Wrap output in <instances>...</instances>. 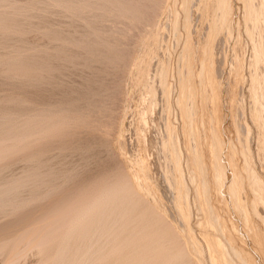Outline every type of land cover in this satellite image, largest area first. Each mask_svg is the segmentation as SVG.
Segmentation results:
<instances>
[{"label":"rangeland","instance_id":"obj_1","mask_svg":"<svg viewBox=\"0 0 264 264\" xmlns=\"http://www.w3.org/2000/svg\"><path fill=\"white\" fill-rule=\"evenodd\" d=\"M230 1L231 4L230 2L229 4L232 9L230 17L232 19H230L229 17V21L226 20L228 22L227 23L226 21L220 22L221 20L219 21V19H217L219 18V11H218L219 8L217 6V3L219 2L218 0L217 2L215 0H188V1L187 0H0V59H1L0 60V96L1 98L5 99L4 100L0 98L1 99L0 105L3 106L2 107L3 110L6 109L8 111V115L5 116L7 117L5 120V117L3 115L6 110H4L3 113V110L0 108V121L4 123L2 124L0 122L1 125L0 129L2 128V130L0 131H2V135L5 132L7 133L9 132V135L13 131L14 133H16L15 136L14 133H12L13 135L11 136L13 138L7 135L9 137L7 138V140L9 139L8 141L4 138L5 141L3 143L4 145L6 144L4 148L7 146V143L10 147H6V149L4 148L0 149V153L3 156L1 157L0 155V162L2 164V166L0 164V168L2 170V172H0L1 174L0 176L3 177L5 175H8L9 173H10L9 175H19L22 174L23 171L28 169H34V170L38 169L39 172L43 173L37 176L38 178H40V180H38L36 176L32 177L33 181L32 182L30 181L32 184L29 183L26 187L24 186L22 187L24 190L22 188L19 190V192L21 193L18 192V195L20 194L21 199H18V201H21L24 197L26 198V199L24 198L25 200L23 199L24 201L22 200V202H20L21 206L18 204L19 203L18 201L16 202L17 205H15V207L20 206V209L16 208L15 210L13 205L11 207L8 206L9 204H6L8 207H10L7 208V206L4 205L6 209L12 211L8 210V212H5L4 210L3 212V209L1 210L3 206L0 207V210L2 211V212L0 211V215H1L0 223L2 224L3 222L5 223L4 219L6 217V213L11 212V215L13 214L12 217L9 216L10 214H7L9 218L7 217L6 221L9 223L11 220L13 222L16 221L17 223H20V226L22 228L23 222H21V219L24 218L25 220L26 218L25 221H27L28 220L27 216L29 215L34 216L33 212L39 210V208L42 205L44 206L46 203L50 204L51 202H54L59 198H60L59 200H63V199L65 200L66 198L68 199L70 198V196L68 195H71L72 198V200H70L71 202H73L76 199L77 201L79 200L80 203L81 198H78L79 197L78 195L85 188H87L85 189V191L86 190L87 191L86 192L84 191L86 195L88 192H90L88 195L92 196L93 193L94 198L93 197L92 198L93 201L95 200V202L98 200L99 196H101L103 193L107 194L108 191L109 192L113 191L114 193L108 192L109 194L107 195L103 194L102 195L103 197L100 198L101 199L105 198V196L106 198L109 196L115 198L116 195V197L117 196L119 197L118 199L122 197V199L125 200V198L123 197L124 195L125 197H127L133 193L134 195L129 196L130 197L129 201H132L134 198L133 201L135 202L134 203L132 202L133 205H131V202L130 203L128 202V198H126L127 200L125 201L123 200L124 202H119L121 204L123 203V206H125L124 203L126 201L129 203V204L126 203V206L128 204V208L125 207L127 208L126 209L127 212L125 211V208L123 210L125 211V214L121 210L122 208L121 204H119L120 206L116 210H121L123 213L122 214L120 213L118 215L117 211L115 212L114 209L117 208L116 205L118 204L117 202L113 203L114 199L112 200V203L115 204L116 207L112 211H110L109 209L108 211L110 212L114 211L115 213L114 214L111 213V215L112 214L115 216L117 215L118 221L115 222L114 219L116 220L117 218L116 217L114 218V216L111 217V215H109L110 213H107V215H109L111 218H109L105 214V216L108 217L107 222L109 221V219L113 220L112 222L110 220L111 223L109 225L111 227H112L111 224L113 223L114 225V222L117 225V226L114 225V228L117 227L114 229L115 230L114 233L120 228L121 230L120 231L118 230L120 232L119 234L122 233L124 237H122L121 235L118 237L119 235L118 231L116 232L118 235H116V233L113 234L112 233L113 227L111 228L112 230H110V228L109 229L107 228L110 227L109 225H107V227L105 226L109 222L104 225L105 227L100 223L104 228L110 230L111 232V233L107 232L108 230L105 231L106 229H104L106 236L104 235V233L100 232L102 233L101 235L102 237L99 235L101 237L100 241L97 240L99 239V237L97 236L100 230L98 225L100 224L93 225L94 223H99L96 222L97 221L96 219H94V217L96 216L94 215L96 209L94 205L98 207L99 205H96V203L97 204L100 203L101 205L102 204L101 202L103 200L107 202L111 200L112 197L111 198L109 197L110 199L107 198L108 200L99 199L100 200V202L98 201L99 203L94 202L93 204L92 198L90 199V196L88 197L87 195V198L90 199L89 203L87 202V198L85 199L86 195L83 196L84 199L86 200L85 202L87 203L86 204L83 201L84 203L83 206L85 207V210H87V213H88V208L92 207V205H93L92 208H95L94 211L92 212L93 214L91 213L92 215L91 214L89 215L93 216L91 218H93L94 223L92 221L91 222L93 223L92 224L93 227L94 226L96 227V228L92 227L91 231L92 232L94 230L96 231V229L98 230L99 228L98 232L95 233L98 234L96 237H94L91 231H89L88 233L89 234L91 233L92 234L91 237L93 236L94 238L93 237L92 238L96 239V241H98L100 244H98L97 242L98 244L97 245L95 242L96 246H98L96 247L94 243L92 244L88 242L89 239L87 242L90 243L92 246L94 245L95 248L91 246L93 248L92 249L93 252L94 249L96 248H99L98 252L102 251L101 252L102 255L96 252L99 254L97 255L98 257L97 256L96 257L101 259V261H99L100 259L97 260L96 262L97 264L98 262L99 264H104L105 260L110 255H111L110 258L107 259V261L111 259V262L106 261L105 264L107 263L108 264L109 263L110 264H160V263L182 264L183 263L182 261L185 259L187 263L189 262V264L191 263L217 264L218 259L221 260L223 255L218 253H217L218 255H216L215 249L213 248L214 246L213 245L211 246L210 245L211 242L206 238L208 237V235L211 236L213 235L215 237L219 236L217 238L218 240L219 238H221V240L224 238L231 240V243L233 245H236V247L241 249L242 260L250 259L251 263L253 262L254 264H264V207H263L264 205L262 204V202H260L255 198L256 195L261 194L263 196L264 194V188H262L263 190H261L262 186L258 187L259 184L264 185L263 184L264 183V152H263L264 138L263 137L264 136H262V134L264 133L263 132L264 127L262 128V126H264L263 123L264 94L263 95L261 94L262 91H264V86L263 87L261 86L262 88L259 87L260 85L264 84V80H263L264 75H262L263 84L260 82L261 76L257 78L258 75H261L262 72H264L262 71L264 70V65H263L264 59L262 60L264 56L263 55L264 53L263 52L264 51V21H263L264 17L263 16L264 15H262L264 14V12H262V10L264 8L261 9L263 4H259L261 6H258L259 0L258 1L250 0L251 1L250 3L252 2L255 3V4L252 3V5H250V7H252L255 13L261 10V12H258L259 15L258 13L252 14L253 10L252 9L250 10V8L247 7L248 0L246 1L230 0ZM244 1L247 2V5H245L246 3ZM261 1L264 3L263 0H260V2ZM214 5L217 8L214 7ZM256 5L257 7L260 8L259 10L256 8ZM212 7L215 9L214 10L215 13ZM246 9L248 10V12L245 11ZM216 11H218V13ZM211 13L212 16H216V14H218V16H216V19L215 17H213V19L210 18ZM249 13L252 14V16L253 15L256 16L255 18H258L259 22L256 25H255L256 21H252L254 16L251 18V15ZM249 15L250 17H248ZM260 16L263 17V20L262 18H260ZM248 19L251 20L252 23ZM212 20L213 22H211ZM245 20L247 21V23L249 22L248 23L249 25L246 23ZM213 23H216L217 25L219 23L218 26H220L219 27L220 31L219 28L217 30L213 29L214 28ZM221 23H224V25L223 24L221 25ZM225 23L229 24L227 26L228 28L224 27L226 26ZM253 23L255 27L254 25H252ZM260 23L261 25H259ZM211 24L212 26H209ZM247 27H249V29ZM210 29L211 31L209 32ZM213 31H214L213 33L214 36L211 35ZM253 39L257 41V46H259V50L257 49L258 47L257 48L255 47L256 44L255 45L253 44L254 43ZM206 47L207 48L209 47L210 51ZM255 50H257L256 52L262 50V52L260 51L262 55H260L259 53L258 55L256 52L255 54L254 53ZM208 52L211 54V56H209L210 54ZM207 53L209 57L207 56ZM187 55L190 56L189 59H187L188 57ZM203 56L205 59H203ZM210 57H212V59ZM254 57L255 58L257 57V59H255ZM235 58H237L236 62H235ZM186 60H189V62L190 61L191 62L189 63ZM202 61L204 64L202 63ZM254 61L256 62L257 66L258 65L260 66L256 67ZM186 63H188L189 68L191 66L190 70H193L191 72L192 75L194 74L193 77L192 75H189L190 73L188 74V72L190 71H188V66ZM252 63H254V65ZM235 64L238 66L236 67ZM203 65L204 66L206 65V68L207 70H209L208 72H210V74L207 71H204L201 77L198 75H201L199 73L201 72L200 68ZM251 65L253 66L251 67ZM2 67H4V69ZM6 67H9L8 69H10L11 71L7 70ZM161 67H163V69ZM254 67L256 68V70L260 69L261 71H256L255 69H253ZM14 69L16 71H14ZM239 70L240 72H238ZM252 70L254 72L256 71L255 74L254 72H251ZM250 72L253 73L255 76L257 75L255 77L252 74L255 81L259 79L258 80L259 82L257 81L258 83H256L251 78ZM158 73L160 74L158 75ZM206 74L208 75L207 79H206ZM213 74H215L216 76ZM188 75L189 77H191V79H193V81L188 77ZM210 76L213 78L211 81H209ZM160 79L161 80L163 79L164 82L161 81ZM206 80L208 83L206 82ZM189 81H191L192 83ZM254 82L257 84L256 88L259 84L257 89L259 92L261 91V93H259V97L257 95L258 94L257 90L254 89L255 86ZM151 83L154 88L153 90L150 88ZM182 83L184 84L182 85ZM186 83L189 86L191 85L192 86L189 87ZM251 83L253 84V91L251 89L252 87ZM147 84L148 86H146ZM144 86L148 87L149 89L146 87L144 88ZM211 89H214L217 94L216 101H213L215 100V98L211 100L209 98L210 97L209 95H211L210 92ZM254 90L255 92H257L256 95L252 93L254 92ZM207 92L208 94L206 95ZM251 95H253L254 97L257 96L256 98L259 99L257 100ZM189 98H192L194 102L193 103L194 106H192V111L188 113L189 115H187L184 114V111H182L184 110L183 109L184 104L182 105L181 103L184 102L185 99L189 100ZM252 99L254 100V102ZM15 101L17 102L15 103ZM176 102H178V104ZM4 104L7 105V108H5L6 106H4ZM260 104L262 105L261 107L263 108V110L260 109L261 108ZM257 106H259V108ZM252 108H254L255 111ZM256 108L261 110V112L260 110H258V114L261 115L252 116L253 112L254 114H257ZM210 109L212 112L210 111ZM213 109H215L214 111H216L215 114L217 113L216 114L217 116L213 113ZM1 111H2V115H1ZM10 111L13 113L15 112L14 114L12 113V115L10 114L11 117L13 116L12 120L8 119V117L10 118L9 116ZM207 111L210 112V115L211 113H213L216 117L219 118V119L215 118L216 123L211 124L212 121L214 122V119L213 120L211 119L214 115L213 116L211 115L212 117L208 116L209 113L208 115H206ZM182 114H184L183 115L184 118ZM139 115L140 117L144 116V119L138 118ZM22 116L23 117L25 116L26 118H23ZM209 122L211 125L215 124L214 126L216 128L218 127L217 128L218 130L217 132L219 134L218 138L221 139V140H217L218 139L217 135L214 134L217 140L216 144L219 143L218 144L219 146L214 145L212 143L213 144L212 148H211L212 146L211 143H209L211 139L209 133H214L215 131V133L217 134V132L216 129L215 130L213 129L214 126H210L212 128H209L208 126ZM7 123L8 125H6ZM11 124L12 125L16 124L15 125L16 127L12 126V132L9 131L10 130L9 128H7V126L9 127V125ZM4 125L6 126V129H8L5 132L3 131L5 129ZM14 128L16 130H14ZM209 129H212L211 132L209 131ZM17 130L18 132H16ZM17 133L19 136L17 135ZM193 133L194 135L192 137L191 134ZM26 135L27 138L25 137ZM14 137H17V140ZM13 139H15V141H13ZM167 139H169V141ZM10 140L13 142H11ZM148 144L149 147L147 148L149 149L145 152L143 148L145 147V145L148 146ZM245 144H248L247 148L246 146L241 147V145H245ZM172 145H174L175 147ZM214 146L215 147L217 146L218 147L217 149L220 148L219 153L222 152L220 154L221 155L220 160L222 159L221 162H224L223 164L225 166L223 167V169H222L223 165L221 164L219 158H217L219 156L215 155V154L219 155V153ZM235 148H237L238 152L236 151ZM243 148H246V150L248 151H246L245 149L243 150ZM9 149L11 151H9ZM210 150L211 151L215 150L217 152L215 153V151H213V154L215 153L213 155ZM243 151H246L247 156L249 155L247 159ZM9 153H11V155ZM138 153L139 154L141 153L140 155L143 156L137 155ZM188 153L189 154L191 153V155H189ZM229 153L232 155H230ZM138 156L139 158L141 157L142 161H143L142 157L144 159L147 158L144 161V162L146 161L149 162V163L147 162L145 163L147 164V166H145L147 169L145 167H141L142 161L138 159L140 160V162H138L137 160ZM214 156L216 158H214ZM232 156L234 158H232ZM169 157H173V158L169 159ZM29 159L30 162H28ZM33 159L36 160L34 161ZM212 159L215 163L217 160H219L218 162H220V165H222L219 173L226 168L225 171L223 172L224 175L222 173H220L219 175L218 170L214 168V166L217 167V165H214L215 163L211 161ZM10 163L12 164L10 165ZM138 164L139 166L141 164L140 166L141 168L138 166ZM200 164L202 169L201 167H199ZM36 165L38 166V168H36L37 167ZM142 168L145 172L141 170ZM214 169H215V174L216 172L218 173L217 178L220 177L219 182H221L222 180L221 183L218 182L219 186L217 185V183H216L217 186H215L214 184L216 180L214 179V177L216 176L214 175ZM249 169H251L250 172L253 173V175L254 173H256L255 175L258 174L257 176H259L261 179H257L256 178L257 176H254L255 178H253V175L250 172H247V170L249 171ZM3 173L4 175H2ZM232 174L233 175L235 174L236 176L235 175L233 176ZM239 175L240 176L242 175L243 178L242 176L240 177ZM238 176L240 178V181H238L239 179ZM248 176H250L253 179H250V177ZM41 177H44L43 179L45 180H47V178H50V180L52 181L51 182L49 180V184L51 185V187L48 186L47 184L48 180L47 181L41 180ZM122 177L125 179H123ZM141 177L142 179L140 180L139 178ZM4 178H6V176ZM126 178L128 179L126 180ZM130 179H132V181ZM143 179L146 180L147 182H145ZM151 179L153 181H151ZM232 179H234V181L235 179H237L238 184L240 185L239 186L238 184H236L238 185L237 186L238 190L237 188H233L236 187V185L234 184V181H231ZM241 179L246 181V182L244 181L245 184ZM254 179L257 180V183L256 180L254 182ZM35 180H37L39 186L38 184H35L37 183ZM142 180L143 183H140ZM40 181H42L43 183H41ZM113 181H115V183H113ZM128 181H131V183L130 182L128 183ZM174 181L176 183H174ZM202 181L204 182L206 181V182L204 183ZM259 181H261V183ZM240 182L242 185L240 184ZM117 183L119 184L121 183L120 186ZM127 183L128 185H126ZM255 183L257 185L258 190L260 189V192H258V190L256 191L257 188ZM41 184H45L44 186L42 185L44 188L41 186ZM112 184L114 185L116 184L115 186H119V187H114V185L112 186ZM220 184H223L224 186L223 185L220 186ZM230 184H232L233 186L232 185L229 186ZM33 185L35 186L37 185L36 187H38L39 189L37 190V188H34ZM90 185L92 186L90 187ZM108 185L110 186V189ZM203 185H205L204 188L206 190H204V188L202 189ZM207 185L208 188L206 187ZM29 186H31V188ZM47 186L50 189L49 188L46 189ZM103 187L104 190H102ZM127 187H129L130 189ZM33 188L35 191L31 192ZM51 188H53L55 192ZM178 188L180 190H178ZM254 188L256 192H254ZM127 189H129V191ZM49 190L51 192H48ZM43 191L46 192L44 193ZM118 191H121L120 194H122L124 191L125 194L123 193L124 195L121 196L120 194H118L119 193ZM175 191L176 192L178 191L179 194L176 193ZM202 191L204 192L202 193ZM238 191H239V195L241 194L240 198L238 197L239 196L238 193H236ZM39 192L40 194H38ZM205 192L206 193L208 192L207 194L209 195L205 196L206 194ZM257 192L258 194H255ZM201 193H202V197H201ZM234 194L237 195L236 196L237 198H235ZM73 195H75L74 197L77 196L78 197L74 199ZM26 196L29 198H27ZM241 196L243 199L242 202H241L242 200ZM253 196L254 198L252 199ZM232 198L236 199L234 203L236 205L233 204L234 201ZM27 199L30 200V202ZM180 199L183 200L181 201ZM255 199L260 203H257ZM77 201L74 202V204L70 203L71 205H69V207H66L67 208L66 211L68 209L70 210V206L77 205L78 204ZM90 201L92 205H89V207H87L88 204H90ZM105 201L103 203H105ZM176 201L177 202L181 201V202L177 203ZM255 201L257 204L255 203ZM24 202L25 204H23ZM26 202L27 203L29 202V205ZM108 203L111 202L109 201ZM243 203L244 205L246 204L247 207L246 206L244 207V205H242ZM181 204L182 206H180ZM206 204L207 206H204ZM129 205H131L130 209H129ZM148 205L150 206V208L146 207ZM200 205L203 206V208H201ZM240 205H242L243 208ZM102 206H99L101 207V209L98 208L95 214L103 209ZM208 206H211L210 208L214 216L220 217L219 219L221 221V224L218 226L219 229L217 228L220 231H218L216 227L211 226L209 223L210 221L207 218L208 208H206ZM253 206H255V208H253ZM5 207L3 208L5 209ZM142 207H144L145 209L148 208L152 210L151 211L152 213L150 211H147L146 214L147 213L148 214L145 215L144 211L148 209L143 210ZM151 207L154 208L151 209ZM239 209L241 212L239 211ZM243 209L246 211L244 212ZM69 210L67 211L69 212V215L64 213L66 212L65 208L61 210L63 213L61 211H60L61 213L59 214L56 212L50 213L52 217H50L51 215L47 214L48 217L44 216L45 221H44V217L36 216L35 218L34 216L35 218L34 220L37 219L38 221L39 219L40 220L42 219V221L39 220L38 222L37 221L35 222L29 216V220L31 219L30 222L33 223V226L31 223L32 227L30 226L28 227L29 228L28 235L27 233L24 232L23 234H20L21 235L20 239L23 238L25 235H27L25 237L26 239L27 238L29 239L30 236L31 238L34 236L36 237L35 239L34 237L32 238V241L34 243L38 235L41 233L40 231L42 229H44V231L46 232L48 231L47 227H50L49 229L51 231L54 229H58L61 232H59L58 230L52 231V233L54 234L56 232L57 236L56 235L54 236L52 233L50 234L49 232L51 231H49L48 234L50 236L48 235H47L48 237L45 236V238L47 239L41 238L39 235L38 240L40 239L41 241L43 240L42 241L44 243L43 245H46L48 241L51 242V243H47V246H43L42 242L41 241L38 242L37 240V243H34V246H36V248H34L31 240L29 242L27 241L28 239L27 240L23 239L22 241L25 242L22 243L25 244L27 241L28 243H31V246L30 244H28V246H30V248L31 247L33 248V249L25 248V249H29L26 250L28 251V254L25 252V249L22 247L24 244H22L21 242L18 244V241L20 239L17 238L18 239V241L16 242L17 248L16 251H14L16 252V255L15 253H13L14 256L12 255L11 260L14 257L15 259L9 264L12 263L13 264H50L53 259L52 258L53 254H51V256L49 254L54 253L53 250L56 249L55 247L58 246V244H60L61 240H63V233L65 232L63 230H66L65 226H64L65 228H61V229L55 227L56 223L59 222L60 220L67 221L66 220L67 218H71L70 217L71 212ZM85 210L83 212H86ZM181 210L183 212L187 211L188 215L187 212H185L184 214L183 212L181 213ZM190 210H191L190 213L191 215L189 214ZM256 211H258L259 214L255 213ZM99 212L97 213L98 218L95 217L97 219H99L100 217ZM246 212L247 214H245ZM204 213L206 216L204 215ZM149 214H151V216ZM182 214L184 215L183 217ZM243 214L246 215V218L244 217ZM54 215L56 217L58 216V218H55ZM64 215L66 216V218ZM77 215L79 216V214ZM82 215L84 216L85 219L88 216L84 214ZM248 215H249V220H248ZM119 216H124L123 219L125 218L124 220L126 221H124L123 219L121 220ZM142 216L145 220H143V218L142 219L140 218ZM146 216H148L150 219L148 220L147 219L148 217L146 218ZM53 217L55 219H53ZM60 217L63 219H61ZM151 217H153L156 220H154ZM188 217L189 219H187ZM91 218L88 219L92 220ZM17 220L20 222H18ZM29 220L27 222H29ZM46 220L50 221V223ZM119 220L121 221L119 222ZM141 220L143 222H141ZM155 221L159 222L157 223L159 226L156 225ZM201 221L203 224L201 223ZM16 222L15 225L13 223L14 226L9 223H6V227L4 228L7 229L12 227L18 228L17 225L19 224H17ZM43 222L44 224L46 222H48L49 224L46 223L45 225L47 227L43 226V228H40V226L44 225ZM140 222L143 223V225ZM152 222L154 223V228L151 225L153 224ZM118 223H121V225ZM135 223H138L137 226ZM252 223H254L255 225ZM36 225L39 227V229H37L39 232L36 231V233L38 234L35 236L36 233L34 230L36 229H34V226ZM50 225L52 226V229ZM146 226L148 228H146ZM134 227L137 229H134ZM165 227L168 229H166ZM255 229H257L258 231L260 230L261 232L259 231L258 234V231L256 230L257 231L256 234ZM29 230H31L30 232H32L33 230L34 233L31 234ZM122 230L124 231L121 232ZM108 233L110 234V236L111 234L112 236H116L118 238L117 240H119L118 242L120 243L118 244L116 243L117 242L116 241L114 242L115 244H113L112 241H108V243L111 242V244H108L109 245L108 246L107 243H105L107 242L106 239L108 240L112 239L111 237L107 238ZM205 233H208V235ZM214 233L217 234L215 235ZM253 233H255L256 238L253 235ZM29 234L31 235L29 236ZM165 234L168 235L166 236ZM103 235L105 238H103ZM51 236H54L53 239H51L52 238ZM220 236L222 237L225 236V237L222 238ZM91 237L90 239H92ZM116 237L113 238V241ZM120 237H122V240H125L126 243L125 241L120 240L119 239ZM128 237H130L131 239L129 238L128 240ZM93 239L91 242H93ZM163 239L165 240V242ZM39 243H41L42 245V246L40 245L41 246L40 248L37 247ZM104 243L108 247L107 251L109 248H110L109 250H111L112 247L114 251L115 250L116 251L114 252L112 249L110 255H109V251L108 254H105L107 253L105 252L106 246L105 248L104 247L100 248V245H103ZM176 243L178 244V246H181L182 244L184 246L182 245L181 247L178 246L175 247L177 245ZM117 244L119 247L117 246ZM194 244L199 246H196ZM18 245L20 246V251L21 252L24 251L26 255L24 254V252L20 254ZM113 245L116 246V248H114ZM24 246L26 247L27 244ZM87 246L90 247L89 244H87ZM145 246L147 248H144ZM21 247L23 248L22 249L23 251L21 250ZM209 247H212L214 251L212 249L209 250ZM2 248L3 251H1ZM2 248L0 249V264H5L4 262H6V258H7L6 255L7 253H9L10 249L9 247L6 248L7 250L8 249L9 250L7 253H5V251L7 250H5L4 247ZM148 248L150 249V251L146 252L145 250H147ZM177 248H179V250ZM221 248L223 249L224 253H228L230 250V247L229 249H227L226 245L225 247L223 246ZM224 248L226 249L224 250ZM185 249H187V251ZM17 250L21 256L25 255V257L22 256L23 258H20V260L16 263L15 260H18V257H21L20 255L17 254ZM142 251L146 256L143 255L142 257L141 255ZM179 251L181 252L179 253ZM182 251H184L185 255L183 254ZM38 252H40V255ZM103 252L107 257H103L104 256ZM3 253H5L4 255L6 256V258H4L5 256L3 255ZM180 254L182 256H180ZM213 254H215L216 256L215 255L212 256ZM244 255L246 256L245 258ZM99 256H102L103 258L106 259L102 260V258ZM84 257L85 256L83 257L80 256L81 259H83ZM212 257L216 258V262L213 261ZM97 258L95 259L91 258L93 259V261L92 262L91 260L89 261L92 264L94 260H96ZM85 259H86L85 260L86 263L87 262L89 263L86 257ZM83 261L84 260H81L79 263L82 264Z\"/></svg>","mask_w":264,"mask_h":264},{"label":"bare ground","instance_id":"obj_2","mask_svg":"<svg viewBox=\"0 0 264 264\" xmlns=\"http://www.w3.org/2000/svg\"><path fill=\"white\" fill-rule=\"evenodd\" d=\"M187 1H188V0H187ZM215 1L217 2V0H215ZM218 1H219V2L217 3V6H218L219 10H218V9H217V10L219 11V18H217V19H219V21L221 20L220 22H222V21H226V20L229 21V17H230L231 11H232V9H231V7H230L231 1H230V0H218ZM245 1H246V0H245ZM245 1H244V2H245ZM251 1H252V0H251ZM251 1L248 0V6H247V7L250 8V10L252 9V7H250V5H252V3H254V2L250 3ZM254 1H255V0H254ZM257 1H258V0H257ZM263 1H264V0H263ZM212 2H213V1H212ZM229 2H230V4H229ZM258 2H259V3H258V6H261V5H259V4H263V5H264V3H263L262 1L260 2V0H259ZM245 3H246V4H245ZM245 3H244V4L247 5V2H245ZM256 3H257V2H256ZM156 4H157V3H156ZM254 4H255V3H254ZM254 4H253V5H254ZM183 5H184V4H183ZM245 5H244V7H245ZM263 5H262L261 9L264 8ZM152 6H153V5H152ZM254 6H255V5H254ZM214 7H216V6L214 5ZM247 7H246V8H247ZM183 8H184V7H183ZM212 8H213V7H212ZM216 8H217V7H216ZM249 8H248V9H249ZM254 8H255V7H254ZM256 8H257L258 10L260 9L259 7H257V5H256ZM202 9H203V8H202ZM257 9H256V10H257ZM214 10H215V9L213 8V11H214ZM252 10H253V9H252ZM213 11H212V12H213ZM218 11H216V12L218 13ZM245 11L248 12L247 9H246ZM12 12H13V11H12ZM167 12H168V11H167ZM183 12H184V11H183ZM258 12H261V10L258 11ZM258 12L255 13L254 10H253V11H252V14H254V13L257 14ZM262 12H264V9L262 10ZM159 13H160V11H159ZM214 13H215V11H214ZM250 13H251V12H250ZM250 13H249V14H250ZM252 14H250V15H251V18L254 16V15L252 16ZM11 15H12V14H11ZM213 15H214V14H213ZM250 15H249L248 17H250ZM258 15H259V13H258ZM262 15H264V14H262ZM211 16H212V13H211ZM211 16H210V18L213 19V17H215V19H216V16H218V14H216V16H212V17H211ZM184 17H186V16H184ZM255 17H256V16H254V18L252 19V21H256V23H255V25H256L259 21H258V18H255ZM263 17H264V16H263ZM263 17L260 16V18H262V20H263ZM5 18H6V17H5ZM245 18H246V17H245ZM1 19H3V18H1ZM8 19H9V18H8ZM187 19H188V17H187ZM230 19H232V18L230 17ZM256 19H257V20H256ZM248 20H249V19H248ZM262 20H261V23H262ZM12 21H13V20H12ZM150 21H151V20H150ZM227 21H226V22H227ZM245 21H246V20H245ZM249 21L251 22V20H249ZM263 21H264V20H263ZM211 22H213V20H212ZM217 22H218V21H217ZM227 23H228V22H227ZM227 23H225L226 26H224V27H227V26L230 24V22H229V24H227ZM246 23H247V21H246ZM248 23H249V22H248ZM248 23H247V24H248ZM251 23H252V22H251ZM261 23H260L259 25H261ZM209 24H210V22H209ZM213 24H214V25H213V27H214L213 29H216V30H217V29L220 27V26H218L219 23H218V25H217L216 23H213ZM222 24L224 25V23H221V25H222ZM248 25H249V24H248ZM252 25H254V23H253ZM255 25H254V27H255ZM27 26H28V25H27ZM209 26H212V24L209 25ZM229 27H230V26H229ZM252 27H253V26H252ZM221 28H222V27H221ZM227 28H228V27H227ZM247 28L249 29V27H247ZM223 30H224V29H223ZM262 30H263V29H262ZM210 31H211V29L209 30V32H210ZM214 31H215V30H214ZM214 31H213L212 34H211L212 36H214V35H213ZM219 31H220V28H219ZM215 33H216V32H215ZM217 33H218V31H217ZM187 35H188V34H187ZM227 35H228V34H227ZM254 36H255V35H254ZM258 36H259V35H258ZM158 38H159V37H158ZM252 38H253V37H252ZM254 39H255V37H254ZM254 39H253V40H254ZM257 39H258V38H257ZM261 39H262V38H261ZM255 42H256V43H255ZM258 42H259V41H258ZM207 43H208V42H207ZM210 43H211V42H210ZM260 43H261V42H260ZM260 43H259V45H260ZM238 44H239V42H238ZM253 44H254V45L256 44L255 47H256V48L258 47L257 49L259 50V46H257V41L254 40V43H253ZM204 45H205V44H204ZM254 45H253V46H254ZM261 45H262V44H261ZM187 46H188V45H187ZM205 46H206V45H205ZM207 46H208V45H207ZM138 47H139V46H138ZM203 47H204V46H203ZM239 47H240V46H239ZM19 48H20V47H19ZM135 48H136V47H135ZM187 48H188V47H187ZM206 48H207V47H206ZM152 49H153V48H152ZM207 49H209V47H208ZM213 49H214V47H213ZM207 51H208V50H207ZM209 51H210V49H209ZM213 51H214V50H213ZM256 51H257V50H255L254 53H255ZM260 51L262 52V50H260ZM260 51H258V52H256V53H257V54L259 53L260 55H262V53H261ZM18 52H19V51H18ZM211 52H212V51H211ZM263 52H264V51H263ZM19 53H20V52H19ZM208 53H209V52H208ZM208 53H207V56H208ZM234 53H235V52H234ZM256 53H255V54H256ZM24 54H25V53H24ZM209 54H210V53H209ZM255 54H254V55H255ZM259 54H258V55H259ZM144 55H145V54H144ZM189 55H190V54H189ZM204 55H205V54H204ZM235 55H236V54H235ZM254 55H253V56H254ZM263 55H264V53H263ZM187 56H188V55H187ZM207 56H206V57H207ZM209 56H211V54H210ZM209 56H208V57H209ZM21 57H22V56H21ZM166 57H167V56H166ZM235 57H236V56H235ZM239 57H240V56H239ZM257 57H258V56H257ZM257 57H256V58L254 57V58L257 59ZM22 58H23V57H22ZM132 58H133V57H132ZM149 58H150V57H149ZM189 58H190V56L187 57V59H189ZM210 58L212 59V57H210ZM219 58H220V56H219ZM261 58H262V57H261ZM19 59H20V58H19ZM203 59H205L204 56H203ZM236 59H237V58H235V62L237 61ZM259 59H260V58H259ZM263 59H264V56H263L262 60H263ZM0 60H1V59H0ZM9 60H10V59H9ZM124 60H125V59H124ZM147 60H148V59H147ZM133 61H134V60H133ZM160 61H161V60H160ZM186 61L189 62V60H186ZM208 61H209V60H208ZM243 61H244V60H243ZM255 61H256V60H255ZM255 61H254V62H255ZM190 62H191V61H190ZM190 62H189V63H190ZM209 62H210V61H209ZM240 62H241V60H240ZM240 62H239V63H240ZM259 62H260V61H259ZM9 63H10V61H9ZM145 63H146V62H145ZM151 63H152V62H151ZM202 63H203V61H202ZM202 63H201V65H202ZM257 63H258V61H257ZM261 63H262V62H261ZM7 64H8V63H7ZM164 64H165V63H164ZM186 64H187V66H188V63H186ZM203 64H204V63H203ZM206 64H207V63H206ZM237 64H238V63H237ZM252 64L254 65V63H252ZM255 64H256V62H255ZM1 65H2V64H1ZM189 65H190V64H189ZM235 65H236V64H235ZM253 65H251V67H252ZM261 65H262V64H261ZM263 65H264V60H263ZM263 65H262V66H263ZM211 66H212V65H211ZM237 66H238V65H236V67H237ZM249 66H250V65H249ZM255 66H256V67H259L260 65L257 66V64H256ZM209 67H210V65H209ZM2 68L4 69V67H2ZM6 68H7V70L11 71L10 69H8L9 67H6ZM161 68L163 69V67H161ZM190 68H191V66H190ZM190 68H189V66H188V71H190V72H188V74L190 73L189 75H192L191 72H192L193 70H190ZM29 69H30V68H29ZM162 69H161V70H162ZM242 69H243V68H242ZM250 69H251V68H250ZM253 69L256 70L255 67H254ZM161 70H160V71H161ZM200 70H201V72H200ZM200 70H199V72H200L199 74H201V75H198V76H201V77H202V75H203L202 73H203L204 71H207V72L209 71V70H207L206 65H205V66L203 65V66L200 68ZM237 70H238V69H237ZM237 70H236V71H237ZM240 70H241V69H240ZM240 70H239L238 72H240ZM9 71H8V72H9ZM14 71H16V70L14 69ZM167 71H168V70H167ZM212 71H213V70H212ZM256 71H261V70L258 69V70H256ZM256 71H255V72H256ZM262 71H264V70H262ZM1 72H2V71H1ZM3 72H4V70H3ZM3 72H2V73H3ZM12 72H13V71H12ZM139 72H140V71H139ZM251 72H254V71L252 70ZM251 72H250V73H251ZM255 72H254V74H255ZM6 73H7V72H6ZM143 73H144V72H143ZM156 73H157V72H156ZM166 73H167V72H166ZM208 73L210 74V72H208ZM214 73H216V72H214ZM235 73H236V72H235ZM258 73H259V72H258ZM8 74H9V73H8ZM15 74H16V73H15ZM159 74H160V73H158V75H159ZM161 74H162V73H161ZM252 74H253V73H251L250 75H251V78L254 80V78H253V75H254V74H253V75H252ZM260 74H261V73H260ZM1 75H2V74H1ZM6 75H7V74H6ZM25 75H26V74H25ZM31 75H32V74H31ZM189 75H188V77H189ZM193 75H194V74H193ZM193 75H192V77H193ZM213 75H215V74H213ZM230 75H231V74H230ZM232 75H233V74H232ZM237 75H238V74H237ZM262 75H264V72H262L261 75H258V76L256 75L257 78L261 76V81H260L261 83H262V81L264 80V79L262 80V78L264 77V76L262 77ZM7 76H8V75H7ZM13 76H14V75H13ZM17 76H18V75H17ZM156 76H157V75H156ZM207 76H208V75L206 74V79H207ZM215 76H216V75H215ZM254 76H255V75H254ZM256 76H255V77H256ZM10 77H12V76H10ZM21 77H22V76H21ZM25 77H26V76H25ZM142 77H143V75H142ZM157 77H158V76H157ZM161 77H163V76H161ZM188 77H187V78H188ZM217 77H218V76H217ZM237 77H238V76H237ZM237 77H236V78H237ZM239 77H240V76H239ZM13 78H14V77H13ZM33 78H34V77H33ZM189 78L191 79V77H189ZM198 78H199V77H198ZM165 79H166V78H165ZM212 79H213V78L210 76V77H209V81H211ZM252 79H251V81H252ZM160 80H161V79H160ZM187 80H189V79H187ZM187 80H186V81H187ZM191 80L193 81V79H191ZM202 80H203V78H202ZM256 80H257V79H256ZM258 80H259V79H258ZM258 80H257V81H258ZM8 81H9V80H8ZM41 81H42V80H41ZM161 81H163V79H162ZM240 81H241V80H240ZM254 81H255V80H254ZM257 81H255V82L258 83L259 81H258V82H257ZM163 82H164V81H163ZM189 82H191V81H189ZM202 82H203V81H202ZM206 82H207V80H206ZM255 82H254V84H255L254 89L257 90L259 84H258V86H257V88H256V85H257V84H256ZM145 83H146V82H145ZM187 83H188V82H187ZM187 83H186V84H187ZM191 83H192V82H191ZM191 83H189V84H191ZM203 83H204V82H203ZM207 83H208V82H207ZM252 83H253V82H252ZM252 83H251V84H252ZM261 83H260V84H261ZM148 84H149V81H148ZM148 84H147L146 86H148ZM163 84H164V83H163ZM163 84H162V85H163ZM165 84H166V83H165ZM183 84H184V83H182V85H183ZM262 84H263V83H262ZM1 85H2V84H1ZM187 85H188V84H187ZM187 85H186V87H187ZM207 85H209V84H207ZM146 86H144V88H145ZM151 86H152V83H151V85H150V88L153 90L154 88H153V86H152V87H151ZM163 86H164V85H163ZM188 86H189V85H188ZM191 86H192V85H191ZM191 86H189V87H191ZM261 86L263 87L264 84H263V85H260L259 87H261ZM2 87H3V86H2ZM184 87H185V86H184ZM189 87H188V89H189ZM204 87H205V86H204ZM262 87H261V88H262ZM146 88H148V87H146ZM210 88H211V85H210ZM218 88H219V87H218ZM218 88H217V89H218ZM148 89H149V88H148ZM186 89H187V88H186ZM200 89H201V88H200ZM251 89H252V91H253V84H252ZM146 90H147V89H146ZM164 90H165V89H164ZM164 90H163V91H164ZM206 90H207V89H206ZM218 90H219V89H218ZM3 91H4V90H3ZM147 91H148V90H147ZM150 91H151V90H150ZM185 91H186V90H185ZM185 91H184V92H185ZM152 92H153V91H152ZM184 92H183V93H184ZM210 92H211V95H209V96H210V97H209L210 100L215 98V100H213V101H216V95H217V94H216L215 90H214V89H211ZM257 92H258V94H257ZM257 92H255V90H254V92H252V93H254L255 95L257 94L258 97H259V93H261V91L259 92V91L257 90ZM263 92H264V91H262V93H261L262 95L264 94ZM1 93H2V92H1ZM181 93H182V92H181ZM181 93H180V94H181ZM185 93H186V92H185ZM17 94H18V93H17ZM147 94H148V93H147ZM149 94H150V93H149ZM186 94H187V93H186ZM186 94H185V95H186ZM202 94H203V93H202ZM207 94H208V92L206 93V95H207ZM254 94H253V95H254ZM187 95H188V94H187ZM195 95H196V94H195ZM253 95H251V96H253ZM255 95H254V96H255ZM11 96H12V95H11ZM11 96H10V97H11ZM180 96H182V95H180ZM254 96H253V97H254ZM13 97H14V96H13ZM177 97H178V96H177ZM184 97H185V96H184ZM184 97H183V99H184ZM187 97H188V96H187ZM187 97H186V98H187ZM206 97H207V96H206ZM256 97H257V96H256ZM256 97H254V98L258 100L259 98H256ZM262 97H263V96H262ZM0 98H1V96H0ZM8 98H9V97H8ZM8 98H7V99H8ZM14 98H15V97H14ZM179 98H180V97H179ZM209 98H208V99H209ZM1 99H4V98H1ZM1 99H0V100H1ZM164 99H165V98H164ZM4 100H5V99H4ZM4 100H3V101H4ZM8 100H9V99H8ZM8 100H6V101H8ZM18 100H19V99H18ZM191 100H192V98H189V100H186V99H185L184 102L181 103L182 105L184 104V106H183V107H184V108H183L184 110H182V111H184V114L189 115L188 113L192 111V106H194V105H193L194 102H193V100H192V101H191ZM252 100H253V99H252ZM12 101H13V100H12ZM153 101H154V100H153ZM180 101H181V100H180ZM182 101H183V100H182ZM185 101H186V102H185ZM263 101H264V99H263ZM1 102H2V101H1ZM16 102H17V101H15V103H16ZM253 102H254V100H253ZM7 103H8V102H7ZM7 103H6V104H7ZM176 103L178 104V102H176ZM257 103H258V102H257ZM257 103H256V104H257ZM0 104H1V103H0ZM12 104H13V103H12ZM149 104H150V102H149ZM181 104H180V105H181ZM256 104H255V105H256ZM16 105H17V104H16ZM253 105H254V104H253ZM258 105H259V104H258ZM4 106H6L5 108H7V105L4 104ZM9 106H10V105H9ZM20 106H21V105H20ZM23 106H24V105H23ZM148 106H150V105H148ZM148 106H147V107H148ZM208 106H209V105H208ZM261 106H262V105L260 104V107H261ZM2 107H3V106L0 105V108H1V109H2ZM12 107H13V106H12ZM18 107H19V106H18ZM199 107H200V106H199ZM253 107H254V106H253ZM257 107L259 108V106H257ZM14 108H15V107H14ZM181 108H182V107H181ZM258 108H256V110H257L256 113H257V114H258V110H260V109L263 110L262 107H261L260 109H258ZM10 109H11V108H10ZM25 109H26V108H25ZM150 109H151V108H150ZM196 109H197V108H196ZM217 109H218V108H217ZM217 109H216V110H217ZM252 109H254V108H252ZM2 110H3V109H2ZM4 110H6V109H4ZM4 110H3V113H4ZM208 110H209V109H208ZM214 110H215V109H213V113L215 114L216 111H214ZM261 110H260V112H261ZM11 111H12V110H11ZM11 111L9 112V116H10V118L8 117L9 120H10V119L12 120V117H13V116L11 117V115H12V113H13V112H11ZM14 111H15V110H14ZM210 111H211V109H210ZM251 111H253V110H251ZM254 111H255V109H254ZM6 112H7V114H6ZM198 112H199V110H198ZM211 112H212V111H211ZM263 112H264V110H263ZM263 112H262V113H263ZM14 113H15V112H14ZM14 113H13V114H14ZM42 113H43V112H42ZM208 113H209V115H208ZM213 113H211L212 116L214 115ZM251 113H252V112H251ZM10 114H11V115H10ZM144 114H145V113H144ZM184 114H182V116H183ZM190 114H191V113H190ZM201 114H202V113H201ZM216 114H217V113H216ZM216 114H215V115H216ZM257 114H254V112H253L252 116H253V115H256V116L261 115V114H258V115H257ZM1 115H2V111H1ZM6 115H8V111H7V110L5 111V113H4L3 116L5 117ZM17 115H18V114H17ZM29 115H31V114H29ZM142 115H143V113H142ZM145 115H146V114H145ZM206 115L212 117V116L210 115V112H209V111H207ZM215 115H214V116H215ZM15 116H16V115H15ZM19 116H20V115H19ZM34 116H35V115H34ZM190 116H191V115H190ZM193 116H194V115H193ZM214 116L211 118L212 120L214 119V122H213L212 120H210V121H212L211 124L216 123V122H215V118H218V117H216L217 115H216L215 117H214ZM1 117H2V116H1ZM22 117H23V116H22ZM186 117H187V116H186ZM235 117H236V116H235ZM254 117H255V116H254ZM260 117H261V116H260ZM6 118H7V117H5V120H6ZM18 118H20V117H18ZM23 118H26V117L24 116ZM138 118H140V119H144V116H141V117H140V115H139ZM145 118H146V117H145ZM147 118H148V117H147ZM183 118H184V116H183ZM207 118H208V117H207ZM257 118H258V117H257ZM257 118H256V120H257ZM8 119H7V120H8ZM132 119H133V118H132ZM134 119H135V118H134ZM202 119H203V117H202ZM218 119H219V118H218ZM254 119H255V118H254ZM160 120H161V119H160ZM165 120H166V119H165ZM192 120H193V119H192ZM216 120H217V119H216ZM17 121H18V120H17ZM147 121H148V120H147ZM168 121H169V120H168ZM185 121H186V119H185ZM197 121H198V120H197ZM202 121H203V120H202ZM205 121H206V120H205ZM217 121H218V120H217ZM263 121H264V120H263ZM0 122H1V121H0ZM7 122H8V121H7ZM11 122H12V121H11ZM11 122H9V123H11ZM124 122H125V121H124ZM189 122H190V121H189ZM1 123H2V122H1ZM5 123H6V121H5ZM14 123H16V122H14ZM23 123H24V122H23ZM27 123H28V122H27ZM263 123H264V122H263ZM2 124H4V123H2ZM164 124H165V123H164ZM188 124H189V123H188ZM211 124H210V122H209V125H208L209 128H212V127H210V126H214V125H215V124H214V125H211ZM6 125H8V123H7ZM15 125H16V124H13V125L11 124V125H9V127L7 126V128H9V129H10L9 131L12 132V126L16 127ZM259 125H261V124H259ZM0 126H1V125H0ZM4 126H5V125H4ZM4 126H3V127H4ZM19 126H20V125H19ZM136 126H137V125H136ZM138 126H139V125H138ZM10 127H11V128H10ZM17 127H18V126H17ZM132 127H133V126H132ZM140 127H141V126H140ZM172 127H173V126H172ZM189 127H190V125H189ZM191 127H192V125H191ZM200 127H201V126H200ZM263 127H264V126H262V128H263ZM4 128L6 129V126H5ZM19 128H20V127H19ZM28 128H29V127H28ZM186 128H187V127H186ZM201 128H202V127H201ZM201 128H200V129H201ZM217 128H218V127H217ZM217 128H216L215 126L213 127L214 130L216 129V132L218 131ZM259 128H260V127H259ZM5 129L3 130L4 132L8 130V129H6V130H5ZM134 129H135V128H134ZM139 129H140V128H139ZM163 129H164V128H163ZM204 129H205V128H204ZM244 129H245V128H244ZM0 130H2V128H1ZM14 130H16V129L14 128ZM168 130H169V129H168ZM171 130H172V129H171ZM171 130H170V131H171ZM186 130H187V129H186ZM189 130H190V129H189ZM193 130H194V129H193ZM201 130H202V129H201ZM211 130H212V129H209L210 132H211ZM22 131H23V130H22ZM27 131H28V130H27ZM42 131H43V130H42ZM142 131H143V129H142ZM144 131H146V130H144ZM194 131H195V130H194ZM0 132H1V134H0L1 136H0V137H2V138H0V149H3L4 146L6 145V144L4 145V143H3V142L5 141L4 138H5L6 140H7V138H9V137L7 136V135H9V132H8V133L5 132V133L3 134L4 136L2 135V131H0ZM16 132H18V130H17ZM137 132H138V131H137ZM192 132H193V131H192ZM212 132H213V131H212ZM263 132H264V129H263ZM12 133H14V131H13ZM12 133L9 135L10 137H12V136H11V135H13ZM24 133H26V132H24ZM167 133H170V132H167ZM204 133H205V132H204ZM219 133H220V132H219ZM15 134H16V133H14V136H15ZM172 134H173V133H172ZM184 134H185V133H184ZM209 134H210L209 136L211 137L209 143H211V145H212L211 148H212V147H213V144H214V145H218L219 143L216 144V141H217V140H221V139L218 138V136H219L218 132H217V134H216L215 131H214V133H209ZM211 134H212V135H211ZM214 134L217 135V138H218L217 140H216V136H215ZM17 135H18V133H17ZM20 135H21V134H20ZM187 135H188V134H187ZM191 135H192V137H193L194 133L191 134ZM6 136H7V137H6ZM18 136H19V135H18ZM30 136H31V134H30ZM34 136H36V135H34ZM141 136H142V134H141ZM204 136H205V135H204ZM262 136H264V133L262 134ZM25 137L27 138V135H26ZM32 137H33V136H32ZM135 137H136V136H135ZM192 137H191V138H192ZM238 137H240V136H238ZM12 138H13V137H12ZM14 138L17 140V137H14ZM18 138H19V137H18ZM23 138H24V137H23ZM187 138H188V137H187ZM194 138H195V137H194ZM263 138H264V137H263ZM10 139H11V138H10ZM15 139H13V141H15ZM139 139H140V138H139ZM8 140H9V139H8ZM8 140H7V141H8ZM20 140H21V139H20ZM20 140H19V141H20ZM167 140L169 141V139H167ZM170 140H171V138H170ZM176 140H177V139H176ZM239 140H240V139H239ZM262 140H263V139H262ZM7 141H6V143H7ZM10 141H11V140H10ZM13 141H11V142H13ZM186 141H187V140H186ZM148 142H149V141H148ZM173 142H174V141H173ZM192 142H193V141H192ZM195 142H196V141H195ZM199 142H200V141H199ZM218 142H219V141H218ZM164 143H165V142H164ZM212 143H213V144H212ZM245 143H246V142H245ZM10 144H11V143H10ZM17 144H18V143H17ZM19 144H20V143H19ZM170 144H171V143H170ZM170 144H169V145H170ZM173 144H175V143H173ZM209 145H210V144H209ZM247 145H248V144L241 145V147H242V146H243V147L246 146V148H247ZM1 146H2V148H1ZM172 146H174V145H172ZM191 146H192V144H191ZM218 146H219V145H218ZM222 146H223V145H222ZM232 146H233V145H232ZM6 147H10V146L8 145V143H7V146H6ZM6 147H5L4 149H6ZM14 147H15V146H14ZM43 147H44V146H43ZM147 147H149V144H148V146L145 145V147L143 148V150H145V152L149 149V148H147ZM169 147H170V146H169ZM174 147H175V146H174ZM200 147H201V146H200ZM209 147H210V146H209ZM214 147H215V146H214ZM12 148H13V147H12ZM19 148H20V147H19ZM39 148H40V147H39ZM138 148H139V147H138ZM160 148H161V146H160ZM162 148H163V147H162ZM170 148H171V147H170ZM192 148H193V147H192ZM217 148H218V147L216 146L215 149H217ZM233 148H234V147H233ZM233 148H232V149H233ZM246 148H243V150H244V149L246 150ZM263 148H264V147H263ZM31 149H32V148H31ZM141 149H142V148H141ZM141 149H140V150H141ZM166 149H167V148H166ZM219 149H220V148H219ZM219 149H217V150H218V153H219V151H220ZM222 149H223V148H222ZM230 149H231V147H230ZM235 149H236V151H237V148H235ZM241 149H242V148H241ZM248 149H249V148H248ZM22 150H24V149H22ZM171 150H172V149H171ZM233 150H234V149H233ZM260 150H261V149H260ZM5 151H6V150H5ZM9 151H11V150L9 149ZM25 151H26V150H25ZM39 151H40V150H39ZM39 151H38V152H39ZM141 151H142V150H141ZM141 151H139V152H141ZM167 151H168V150H167ZM210 151H211V150H210ZM213 151H215V150H213ZM213 151H211L212 154H213ZM221 151H222V150H221ZM246 151H248V150H246ZM246 151H243V152H244V155H246ZM2 152H3V151H2ZM22 152H23V151H22ZM27 152H28V151H27ZM126 152H127V151H126ZM142 152H143V151H142ZM164 152H165V151H164ZM199 152H201V151H199ZM216 152H217V151H215V153H216ZM232 152H233V151H232ZM237 152H238V151H237ZM240 152H241V151H240ZM243 152H242V153H243ZM263 152H264V150H263ZM172 153H174V152H172ZM178 153H179V152H178ZM215 153H214V154H215ZM221 153H222V152H220L219 155H218V154H215L216 156H219V157H217V158H219V160H220V158H221V155H220ZM233 153H234V152H233ZM2 154H3V153H2ZM4 154H5V153H4ZM9 154L11 155V153H9ZM20 154H21V153H20ZM38 154H39V153H38ZM140 154H141V153H140ZM140 154L138 153L137 155H140ZM145 154H146V153H145ZM145 154H144V155H145ZM148 154H149V153H148ZM176 154H177V153H176ZM188 154H189V153H188ZM201 154H202V153H201ZM214 154H213V155H214ZM229 154H230V153H229ZM235 154H236V153H235ZM0 155H1V153H0ZM39 155H40V154H39ZM177 155H178V154H177ZM189 155H191V153H190ZM230 155H232V154H230ZM233 155H234V154H233ZM12 156H13V155H12ZM32 156H33V155H32ZM41 156H42V155H41ZM140 156H143V155H140ZM154 156H155V155H154ZM196 156H197V154H196ZM210 156H211V155H210ZM226 156H227V155H226ZM234 156H235V155H234ZM248 156H249V155H248ZM248 156L246 155V159L248 158ZM250 156H251V154H250ZM1 157H3V156L1 155ZM4 157H5V156H4ZM28 157H30V156H28ZM147 157H148V156H147ZM174 157H175V156H174ZM189 157H190V156H189ZM202 157H203V156H202ZM9 158H10V157H9ZM21 158H22V156H21ZM33 158H34V157H33ZM170 158L172 159L173 157H169V159H170ZM176 158H177V156H176ZM176 158H175V159H176ZM194 158H195V157H194ZM214 158H216V157L214 156ZM232 158H234V157L232 156ZM232 158H231V159H232ZM249 158H250V157H249ZM3 159H4V158H3ZM6 159H7V158H6ZM138 159L141 160V157L139 158V156H138L137 160H138ZM142 159H143V161L141 160V161H142V162H141V163H142V166H141V164H140V166H141V167H145V166H147V164H145L147 161L144 162L145 159H147V158L144 159V158L142 157ZM164 159H165V158H164ZM167 159H168V158H167ZM169 159H168V160H169ZM178 159H180V158H178ZM15 160H17V159H15ZM33 160L35 161L36 159H33ZM140 160H138V162H140ZM173 160H174V159H173ZM214 160H216V159H214ZM219 160H217L216 163L213 161V159L211 160V161H213V163H215L214 165H217V167L214 166V168L218 170V173H219V171H220V169H221V166L223 165V166H222V169H223V167L225 166V165L223 164L224 162H221L222 159L220 160V162H221L222 165H220V162H218ZM232 160H233V159H232ZM235 160H236V159H235ZM235 160H234V161H235ZM251 160H252V159H251ZM12 161H13V160H12ZM20 161H21V160H20ZM23 161H25V160H23ZM26 161H27V160H26ZM120 161H121V160H120ZM190 161H191V160H190ZM4 162H5V161H4ZM28 162H30V159L28 160ZM28 162H27V163H28ZM44 162H45V161H44ZM159 162H160V161H159ZM163 162H164V161H163ZM179 162H180V161H179ZM200 162H201V161H200ZM231 162H232V161H231ZM236 162H237V161H236ZM34 163H35V162H34ZM34 163H33V164H34ZM135 163H136V162H135ZM147 163H149V162H147ZM173 163H174V162H173ZM193 163H194V162H193ZM0 164H1V162H0ZM11 164H12V163H10V165H11ZM14 164H15V163H14ZM144 164H145V165H144ZM168 164H169V163H168ZM181 164H182V163H181ZM196 164H197V163H196ZM24 165H25V162H24ZM44 165H45V164H44ZM133 165H134V164H133ZM143 165H144V166H143ZM171 165H172V164H171ZM171 165H170V166H171ZM174 165H175V164H174ZM191 165H193V164H191ZM210 165H211V164H210ZM234 165H235V164H234ZM1 166H2V164H1ZM36 166H37V165H36ZM39 166H40V164H39ZM45 166H46V165H45ZM138 166H139V164H138ZM140 166H139V167H140ZM148 166H149V164H148ZM178 166H179V165H178ZM194 166H196V165H194ZM202 166H203V165H202ZM28 167H29V165H28ZM28 167H27V168H28ZM31 167H33V166H31ZM141 167H140V168H141ZM151 167H152V166H151ZM172 167H173V166H172ZM176 167H177V166H176ZM199 167H201V164L199 165ZM36 168H38V166H37ZM145 168H146V167H145ZM148 168H149V167H148ZM170 168H171V167H170ZM173 168H174V167H173ZM192 168H193V166H192ZM194 168H195V167H194ZM247 168H248V167H247ZM122 169H123V168H122ZM146 169H147V168H146ZM146 169H145V170H146ZM199 169H200V168H199ZM201 169H202V167H201ZM203 169H204V168H203ZM215 169H214V175H216V176H215L216 178H215L214 176H213V177H214V179H216L214 184H215V186H217V185H218V182H219V180H220V179H219L220 177L217 178V176H218L217 174H218V173L216 172V174H215ZM225 169H226V168H225ZM225 169H224L222 172H220V173L223 174V172L225 171ZM234 169H235V167H234ZM234 169H233V170H234ZM0 170H1V168H0ZM40 170H41V169H40ZM141 170L144 171L143 168H142ZM175 170H176V168H175ZM180 170H181V169H180ZM194 170H195V169H194ZM217 170H216V171H217ZM250 170H251V169H249V171L247 170V172H250ZM58 171H59V170H58ZM112 171H113V170H112ZM173 171H174V170H173ZM178 171H179V170H178ZM200 171H201V170H200ZM0 172H2V170H1ZM138 172H139V170H138ZM144 172H145V171H144ZM144 172H143V173H144ZM170 172H171V171H170ZM41 173H42V172H39L38 169H37V170H34V169H28V170L23 171L22 174L17 173V174H19V175H9V174H10V173H9L8 175H5L6 178H4L5 176H3V177L0 176V207H2V206L5 207L4 205L9 204L8 206H11V207H12V205H13L14 208H15V210H16V208H19V209H20V206H21V205H20V202H22V200H23L25 197H24L21 201H18V199H21L20 194L18 195L19 190H20L23 186L26 187L29 183H31V182L33 181V180H32V177H35V176L37 177L38 175H41ZM48 173H49V171H48ZM63 173H64V172H63ZM176 173H177V172H176ZM193 173H194V172H193ZM197 173H198V172H197ZM203 173H204V172H203ZM220 173H219V175H220ZM250 173H251V172H250ZM42 174H43V173H42ZM147 174H148V173H147ZM171 174H172V173H171ZM179 174H180V172H179ZM222 174H221V175H222ZM240 174H241V172H240ZM247 174H248V173H247ZM247 174H246V175H247ZM251 174L253 175V173H251ZM255 174H256V173H254L253 178H255L254 176H257V175H258V174H257V175H255ZM0 175H1V174H0ZM2 175H4V173H3ZM50 175H51V173H50ZM55 175H56V172H55ZM124 175H125V174H124ZM124 175H123V176H124ZM135 175H136V174H135ZM144 175H145V174H144ZM197 175H199V174H197ZM223 175H224V174H223ZM223 175H222V176H223ZM232 175H233V174H232ZM234 175H235V174H234ZM234 175H233V176H234ZM244 175H245V174H244ZM248 175H249V174H248ZM252 175H251V176H252ZM42 176H43V175H42ZM58 176H59V175H58ZM120 176H122V175H120ZM138 176H139V175H138ZM141 176H142V175H141ZM169 176H171V175H169ZM179 176H180V175H179ZM189 176H190V175H189ZM233 176H232V177H233ZM235 176H236V175H235ZM239 176H240V175H239ZM239 176H238V178H239ZM241 176H242V175H241ZM241 176H240V177H241ZM53 177H54V175H53ZM194 177H195V176H194ZM206 177H207V176H206ZM246 177H247V176H246ZM248 177H250V176H248ZM37 178H38V177H37ZM37 178H34V179H37ZM43 178H44V177H41V180H44V181H47V180H48V183H47V184H48V186L51 187V185L49 184V180H50V178H47V180H45V179H43ZM51 178H52V177H51ZM118 178H119V177H118ZM122 178H123V177H122ZM148 178H149V177H148ZM148 178H147V179H148ZM150 178H152V177H150ZM173 178H175V177H173ZM192 178H193V177H192ZM204 178H205V177H204ZM234 178H235V177H234ZM242 178H243V176H242ZM253 178L250 177V179H253ZM256 178H257V179H261L259 176H257ZM55 179H56V178H55ZM55 179H54V181H55ZM58 179H60V178H58ZM115 179H116V178H115ZM120 179H121V178H120ZM123 179H125V178H123ZM127 179H128V178H126V180H127ZM139 179L141 180L142 177L139 178ZM144 179H145V178H144ZM144 179H143V180H144ZM179 179H180V178H179ZM205 179H206V178H205ZM244 179H246V178H244ZM250 179H249V180H250ZM38 180H40V178H38ZM130 180L132 181V179H130ZM137 180H138V178H137ZM137 180H136V181H137ZM140 180H139V181H140ZM143 180H142L140 183H143ZM177 180H178V178H177ZM201 180H202V179H201ZM241 180H243V179H241ZM249 180H248V182H249ZM255 180H256V179H254V182H255ZM30 181H31V182H30ZM35 181L37 182V180H35ZM50 181H51V180H50ZM107 181H108V180H107ZM116 181H117V180H116ZM131 181H128V183H129V182L131 183ZM144 181L147 182L146 180H144ZM151 181H153V180L151 179ZM180 181H181V180H180ZM180 181H179V182H180ZM224 181H225V180H224ZM231 181H234V179H232ZM235 181H237V179H235ZM235 181H234V184L236 185V184H238V181H240V178L238 179L237 182H235ZM244 181H245V180H243V183H244ZM40 182L43 183L42 181H40ZM51 182H52V181H51ZM58 182H59V180H58ZM122 182H123V181H122ZM124 182H125V181H124ZM148 182H149V181H148ZM155 182H156V181H155ZM202 182H204V181H202ZM205 182H206V181H205ZM205 182H204V183H205ZM213 182H214V180H213ZM221 182H222V180H221ZM221 182H219V183H221ZM245 182H246V181H245ZM259 182L261 183V181H259ZM259 182H258V183H259ZM262 182H263V181H262ZM108 183H109V182H108ZM113 183H115V181H113ZM128 183H127L126 185H128ZM136 183H137V182H136ZM174 183H176V182L174 181ZM180 183H181V182H180ZM180 183H178V184H180ZM182 183H183V182H182ZM200 183H201V182H200ZM204 183H203V184H204ZM216 183H217V185H216ZM250 183H251V182H250ZM256 183H257V180H256ZM256 183H255V185H256ZM31 184H32V183H31ZM35 184H38V186H39V183H38V182L35 183ZM63 184H64V183H63ZM109 184H110V183H109ZM117 184H119V183H117ZM120 184H121V183H120ZM120 184H119V186H120ZM124 184H125V183H124ZM145 184H146V183H145ZM147 184H148V183H147ZM206 184H207V183H206ZM224 184H225V183H224ZM240 184H241V182H240ZM244 184H245V183H244ZM251 184H252V183H251ZM263 184H264V183H263ZM42 185L44 186L45 184H41V186H42ZM105 185H106V184H105ZM110 185H111V184H110ZM113 185H114V184H112V186H113ZM115 185H116V184H115ZM115 185H114V187H119V186H115ZM129 185H130V184H129ZM149 185H150V184H149ZM159 185H160V184H159ZM173 185H174V184H173ZM221 185H223V184H220V186H221ZM231 185H232V184H230L229 186H231ZM235 185H234V186H235ZM238 185H239V184H238ZM238 185H236V187H233V188H237V190H238V187H237ZM241 185H242V184H241ZM33 186H34V188H37V190L39 189L38 187H36L37 185H36V186L33 185ZM33 186H32V187H33ZM43 186H42V187H43ZM48 186L46 187V189L49 188ZM91 186H92V185H90V187H91ZM108 186H109V185H108ZM108 186H107V187H108ZM147 186H148V185H147ZM153 186H154V185H153ZM215 186H214V187H215ZM218 186H219V185H218ZM223 186H224V185H223ZM232 186H233V185H232ZM239 186H240V185H239ZM248 186H249V185H248ZM251 186H252V185H251ZM253 186H254V184H253ZM259 186H260V187L262 186V187H261V190H263L262 188H264V187H263L264 185L259 184L258 187H259ZM29 187L31 188V186H29ZM105 187H106V186H105ZM114 187H113V188H114ZM129 187H130V186H129ZM129 187H127V188H129ZM145 187H146V186H145ZM177 187H178V186H177ZM186 187H187V186H186ZM200 187H201V185H200ZM204 187H205V185L202 186V189H203ZM206 187L208 188V185H207ZM242 187H244V186H242ZM34 188L31 190V192H32V191H35ZM43 188H44V187H43ZM111 188H112V187H111ZM124 188H125V187H124ZM149 188H150V187H149ZM175 188H176V187H175ZM175 188H174V189H175ZM179 188H180V187H179ZM179 188H178V190H180ZM198 188H199V187H198ZM222 188H223V187H222ZM229 188H230V187H229ZM256 188H257V185H256ZM22 189H23V188H22ZM28 189H29V188H28ZM40 189H42V188H40ZM49 189H50V188H49ZM51 189L53 190V188H51ZM85 189H87V188H85ZM85 189H84V190L82 189V190H83L82 192L78 191V192H80V193H79V195H78L79 197H78V196H77V197H78V198H81V199H80V203H79V200L77 201V200L75 199V198H77V197H74L76 194L73 195V197H74V199H75L73 202L70 201V200H72L71 195H68V196H70V198H68V199L66 198L65 200H64V199H63V200H59V199H60V198H59L58 200H55L54 202H51L50 204H49V203H48V204L46 203L47 205L45 204L44 206L41 204L42 206L40 205L41 207L39 208V210H36V211L33 212V215L35 216V218H36V216H39V217L47 216V217H48V215H51L50 213H54V212H56V213L59 214V213L62 212L61 210H63L64 208H65V211H66V209H67L66 207H69V205H71L70 203H73V204H74V202H76V201L78 202L77 205H75V206H73V205L70 206V210L68 209V210L72 213V215H71V213H70V217H71V218H67V219H66L67 221H65V220H64V221H61V220H60L59 222L56 223V226H55V227H58V228H60V229L66 227V230H63V231H65V232L63 233V240H61L60 244H58V246L55 247L56 249L53 250L54 253H50V254H49L50 256H51V254H53V255H52V256H53V257H52L53 259H52V262H51L50 264H81V263H79V262H80L81 260H84V261H85V260H86L85 257L87 258L88 261L91 260V262H92L93 259H95V258L98 257L97 255H99V254L102 255V253H101L102 251H101V252H100V251L98 252L99 248H96L97 251H96V249H94V252H93L92 249L95 248V247H94V245L92 246L90 243H92V244L94 243V244H95V242H96V244H97V242L100 241V238L102 237V236H101L102 233H104V235L106 236L105 231H107L109 228H110V230H112L111 228L113 227V232H112L113 234H115L118 230L120 231L121 229L119 228V229L114 233V231H115L114 229L117 228V227L114 228V225L117 226V225L115 224V222L118 221V216H117V215L115 216V215H113V214H114L116 211H117V214H118V215H119L120 213L122 214L123 212H124V214H125V211L127 212L126 209L128 208V204L131 202V205H133L132 202H133V203L135 202V201H133L134 198H133L132 201H129V200H130V199H129V198H130L129 196L134 195L133 193H132L131 195L125 197V195H124V194H125L124 191H123L124 194H123V193L120 194L121 191H118V192H119L118 194H120L121 196L124 195L123 197L125 198V200H127L126 198H128V202H129V203L126 201V202L124 203L125 206H123V203L121 204V203H119V202H124L125 200L122 199V197H120V199H118L119 197H118V196L116 197V195L113 194V195H115V198H117V199H115V198L112 197V196H109L110 198L112 197V199L109 200L111 203H108L109 201L106 202L105 200H103V201L101 202L102 204L100 205V203H99L100 200H99V199H101L100 197H103L102 195H103V194L105 195L106 193H103L101 196H99V194H98L99 198L97 197L98 200L96 199V200H97L96 202L99 201V202H98L99 204H97V203L95 202V200L93 201V198H94L93 193H92V196H91V195H88V194L90 193V192H88V193H87L88 197L90 196V199L93 197V198H92L93 204H94V202H95L96 205H99V206L104 205V206H102L103 209H102L100 212L98 211L99 214H100V215H99L100 217H99V219H97V218H98V216H97V213H98V212H97L96 214H95V212H96V210H98V208L101 209V207H99V206L96 207V206L94 205V207H95L96 209H95V208H92L93 205L91 204V201H90V204H88L87 207H89V205H92V207H89V208H88V213H87V210H85V207L83 206V205H84L83 201L85 202V201H86L85 199L87 198V195H86V193H85L87 190L85 191ZM88 189H89V188H88ZM109 189H110V186H109ZM109 189H106V190H109ZM119 189H120V188H119ZM129 189H130V188H129ZM129 189H127V190L129 191ZM182 189H183V188H182ZM194 189H195V188H194ZM194 189H193V190H194ZM231 189H232V187H231ZM239 189H240V188H239ZM250 189H251V188H250ZM23 190H24V189H23ZM44 190H45V189H44ZM92 190H93V189H92ZM102 190H104V187L102 188ZM112 190H113V189H112ZM117 190H118V189H117ZM147 190H148V188H147ZM176 190H177V189H176ZM184 190H185V189H184ZM204 190H206V189L204 188ZM207 190H208V189H207ZM228 190H229V189H228ZM257 190H258V188L256 189V191H257ZM39 191H40V190H39ZM46 191H47V190H46ZM46 191H43V192L45 193ZM53 191H54V190H53ZM84 191H85V192H84ZM98 191H99V190H98ZM98 191H97V192H98ZM132 191H133V190H132ZM200 191H201V190H200ZM219 191H220V190H219ZM232 191H234V190H232ZM256 191H255V188H254V192H256ZM24 192H25V191H24ZM28 192H29V191H28ZM28 192H26V193H28ZM48 192H51V191L49 190ZM54 192H55V191H54ZM58 192H59V191H58ZM69 192H70V191H69ZM103 192H104V191H103ZM108 192H109V191H108ZM108 192H107V194H109V193H111V192L114 193L113 191H111V192H109V193H108ZM116 192H117V191H116ZM116 192H115V193H116ZM133 192H134V191H133ZM150 192H151V191H150ZM175 192H176V191H175ZM180 192H182V191H180ZM188 192H189V191H188ZM203 192H204V191H202V193H203ZM217 192H218V191H217ZM254 192H253V193H254ZM258 192H260V189L258 190ZM258 192L255 193V194H258ZM261 192H262V191H261ZM19 193H21V192H19ZM26 193H25V194H26ZM72 193H73V192H72ZM95 193H96V192H95ZM99 193H100V192H99ZM101 193H102V191H101ZM130 193H131V192H130ZM134 193H135V192H134ZM176 193H178V191H177ZM202 193H201V197H202ZM205 193H206V192H205ZM207 193H208V192H207ZM207 193L205 194V196H206V195H209V194H207ZM209 193H210V192H209ZM230 193H231V192H230ZM233 193H234V192H233ZM236 193H238V195H239V191L236 192ZM38 194H40V192H39ZM42 194H43V193H42ZM69 194H70V193H69ZM96 194H97V193H96ZM107 194H106V195H107ZM126 194H127V193H126ZM178 194H179V193H178ZM187 194H189V193H187ZM28 195H29V194H28ZM31 195H32V194H31ZM35 195H37V194H35ZM85 195H86V197H85V199H84L83 196H85ZM120 195H119V196H120ZM181 195H182V194H181ZM203 195H204V194H203ZM232 195H233V194H232ZM234 195H235V198H237V197H236L237 195H236V194H234ZM240 195H241V194H240ZM240 195L238 196L239 198H240ZM253 195H254V194H253ZM22 196H23V195H22ZM47 196H48V195H47ZM55 196H56V195H55ZM64 196H65V195H64ZM68 196H67V197H68ZM96 196H97V195H96ZM96 196H95V198H96ZM187 196H188V195H187ZM254 196H255V195H254ZM254 196L252 197V199L254 198ZM26 197H27V196H26ZM38 197H39V195H38ZM49 197H50V196H49ZM60 197H61V196H60ZM109 197H107V198L110 199ZM177 197H178V196H177ZM179 197H180V196H179ZM181 197H182V196H181ZM243 197H244V196H243ZM27 198H29V197H27ZM34 198H35V197H34ZM34 198H33V199H34ZM36 198H37V197H36ZM53 198H54V197H53ZM53 198H52V199H53ZM82 198H83L84 200H83ZM107 198H106V196H105V198H102V199H107ZM153 198H154V197H153ZM255 198H256L257 200H259L260 202H262V204L264 205V194H263V196H262L261 194L256 195ZM25 199H26V198H25ZM25 199H24V200H25ZM31 199H32V198H31ZM46 199H48V198H46ZM90 199L87 198V202H88V203H89V200H90ZM102 199H101V200H102ZM108 199H107V200H108ZM113 199H114L115 201H114ZM121 199H122V201H121ZM131 199H132V198H131ZM186 199H187V198H186ZM198 199H199V198H198ZM208 199H209V197H208ZM232 199H233V201H234V202L232 201L233 204H234L235 201H236V199H234V198H232ZM241 199H242V196H241ZM256 199H255V200H256ZM24 200H23V201H24ZM27 200H28V199H27ZM112 200H113V203H114V202H117V204H118V205H116L117 208H115L116 206H115V204L112 203ZM117 200H119V201H117ZM123 200H124V201H123ZM160 200H161V198H160ZM180 200H181V199H180ZM182 200H183V199H182ZM182 200H181V201H182ZM187 200H188V199H187ZM202 200H203V199H202ZM257 200H256V201H257ZM17 201L19 202V203H18V204L20 205L19 207H15V205H17V203H16ZM28 201L30 202V200H28ZM31 201H32V200H31ZM104 201H105V203H103ZM136 201H137V200H136ZM177 201H178V200H177ZM177 201H176V202H177ZM181 201H179V202H181ZM221 201H222V200H221ZM239 201H240V200H239ZM242 201H243V199L241 200V202H242ZM256 201H255V203H256ZM259 201H257V203H260ZM29 202H28V203L26 202V203L29 205ZM140 202H142V201H140ZM179 202H177V203H179ZM202 202H203V201H202ZM226 202H227V201H226ZM251 202H252V201H251ZM85 203H86V202H85ZM126 203H128L127 206H126ZM188 203H189V202H188ZM224 203H225V202H224ZM237 203H238V202H237ZM239 203H240V202H239ZM252 203H253V202H252ZM255 203H254V204H255ZM257 203H256V204H257ZM23 204H25V202H24ZM86 204H87V203H86ZM86 204H85V206H86ZM119 204L122 205V208H121L122 211L124 210L125 207H127V208H125V211L122 212L121 210H116V209H118V207L120 206ZM136 204H137V203H136ZM144 204H145V203H144ZM131 205H129V209H130ZM178 205H179V204H178ZM189 205H190V204H189ZM189 205H188V206H189ZM209 205H210V204H209ZM234 205H236V204H234ZM242 205H244V203H243ZM242 205H240V206H242ZM247 205H248V204H247ZM6 206H7V205H6ZM8 206H7V208H10V207H8ZM151 206H152V205H151ZM180 206H182V204H181ZM186 206H187V205H186ZM200 206H201V205H200ZM204 206H207V204L204 205ZM245 206H246V204L244 205V207H245ZM255 206H256V205H255ZM255 206H253V208H255ZM260 206H261V205H260ZM3 207L1 208V210L3 209V212H4V210H5V212H8L9 209L7 210L6 207H5V209H4ZM83 207H84V208H83ZM87 207H86V208H87ZM146 207L150 208L149 205L146 206ZM210 207H211V206L206 207V208H208V210H207V212H208V215H207V216H208V217H207V218H208L209 221H210L209 223H210L211 226H214V227H216V229H217V228L219 229L218 226L221 224V221H220V219H219L220 217H218V216H214V215H213V212H212V210H211ZM236 207H237V206H236ZM246 207H247V206H246ZM263 207H264V206H263ZM14 208H13V209H14ZM21 208H22V207H21ZM114 208H115V209H114ZM136 208H137V207H136ZM142 208H143V210L145 209L144 207H142ZM148 208H146V209H148ZM152 208H154V207H151V209H152ZM201 208H203V206H201ZM215 208H216V207H215ZM223 208H224V207H223ZM242 208H243V206H242ZM250 208H251V207H250ZM250 208H249V210H250ZM253 208H252V209H253ZM256 208H258V207H256ZM11 209H12V208H11ZM19 209H18V210H19ZM82 209H83V210H82ZM90 209H92V210H90ZM94 209H95L94 215H96L95 217H97V218L94 217V219L97 220V221H96V220H94V221L99 222V223H94V222H93V218H91V217H93V216H90V215H89V214H91V213L94 211ZM108 209H109L110 211H112V210L114 209L115 212H114V211H113V212H110V211H108ZM129 209H128V211H129ZM146 209H145V210H146ZM179 209H180V207H179ZM182 209H184V208H182ZM185 209H186V208H185ZM236 209H237V208H236ZM240 209H241V208H240ZM240 209H239V211H240ZM244 209H246V208H244ZM244 209H243V210H244ZM1 210H0V211H1ZM68 210H67V211H68ZM84 210H85L86 212H83ZM89 210H90V211H89ZM143 210H142V211H143ZM198 210H199V209H198ZM210 210H211V211H210ZM246 210H248V209H246ZM246 210H244V212H245ZM254 210H255V209H254ZM9 211H12V210H9ZM19 211H20V210H19ZM58 211H59V212H58ZM60 211H61V212H60ZM67 211L64 212V213H66L67 215H69V212H67ZM118 211H119V212H118ZM130 211H131V210H130ZM142 211H141V212H142ZM147 211H150V212H151L152 210L148 209V210L144 211L145 215L148 214V213L146 214ZM184 211H185V210H184ZM203 211H204V209H203ZM214 211H215V210H214ZM258 211H259V210H258ZM258 211H256L255 213H258ZM1 212H2V211H1ZM82 212H83V213H82ZM89 212H90V213H89ZM137 212H138V211H137ZM153 212H154V211H153ZM155 212H156V211H155ZM182 212H183V211L181 210V213H182ZM185 212H187V211H185ZM185 212H183V214H184ZM201 212H202V211H201ZM229 212H230V211H229ZM240 212H241V211H240ZM12 213H13V212H12ZM62 213H63V212H62ZM81 213L84 214V215H86V216L88 215L87 217H88V218H91L92 220L88 219L86 216H85V217H86V219H85L84 216H83ZM107 213H110L109 215H111V213H113V214L111 215V217L114 216V218H115V217L117 218L116 220H115L114 218H112V219H114V221H115V222H114V225H113V223L111 224L112 227H111L109 224H110L113 220L109 219V221H108L109 223L107 222L108 217L111 218L109 215H107ZM151 213H152V212H151ZM190 213H191V210H190L189 214H190ZM238 213H239V212H238ZM252 213H254V212H252ZM7 214H10V215H9L10 217H12V215H13V214L11 215V212L6 213V217H5V219L3 218L4 221H5V223H4V222H3V224L0 223V224L3 225V226L0 225V249H1L2 247L5 248L6 246H8L9 249H10V250L8 249V250H9V253H7L8 250H7L6 248H8V247L5 248V250H7V251H5V253H7V255H6L7 258H6V256L4 255L5 253H3V255L5 256L4 258H6V262H4L5 264H7V263L9 264V263H11L12 261H14V259H15V257H14V258L11 260L12 255L14 256L13 253H15V255H16V252H14V251H16V248H17V245H16V244H17L16 242L18 241L17 238L20 239V237H21L20 234H23L24 232L27 233V235H28V229H29L28 227H29V226H30V227L33 226V223L30 222L31 219L29 220V216H30V215H29V216H27L29 222H27L28 220L25 221L26 218H25V220H24V218H22L23 220L21 219V222H23V223H22V225H23L22 228H21V226H20V223H17L16 221H15V222H16L17 224H19V225H17L18 228H19V226H20L19 229L16 228V227H14V228L12 227V228H8V229H7V228H4V227H6V223H9V222L6 221V218H7V217L9 218V216H8ZM35 214H36V215H35ZM47 214H48V215H47ZM66 214H65V215H66ZM77 214H79V216H78ZM92 214H93V213H92ZM92 214H91V215H92ZM105 214H106L108 217L105 216ZM127 214H128V213H127ZM127 214H126V215H127ZM183 214H182V217L184 216ZM228 214H229V213H228ZM245 214H247V212H246ZM245 214H243V215H244V217L246 218V215H245ZM258 214H259V213H258ZM31 215H32V212H31ZM55 215H56V214H55ZM55 215H54V216H55ZM60 215H61V214H60ZM65 215H64V216H65ZM76 215H77V217H76ZM141 215H142V214H141ZM143 215H144V214H143ZM149 215L151 216V214H149ZM154 215H155V214H154ZM154 215H153V217H154ZM187 215H188V212H187ZM187 215H186V216H187ZM190 215H191V214H190ZM204 215H205V213H204ZM0 216H1V215H0ZM34 216H30V217L34 220V219H35ZM64 216H61V217H64ZM89 216H90V217H89ZM129 216H130V215H129ZM160 216H161V214H160ZM205 216H206V215H205ZM219 216H220V215H219ZM14 217H16V216H14ZM22 217H23V216H22ZM24 217H25V216H24ZM50 217H52V215H51ZM61 217H60V218H61ZM123 217H124V216H119V218H120L121 220L123 219ZM132 217H133V216H132ZM147 217H148V216H146V218H147ZM153 217H151V218H153ZM156 217H157V216H156ZM242 217H243V216H242ZM1 218H2V217H1ZM19 218H20V217H19ZM55 218H58V216H57V217L55 216ZM55 218L53 217V219H55ZM65 218H66V216H65ZM106 218H107V219H106ZM129 218H130V217H129ZM140 218L142 219L143 216L140 217ZM204 218H205V217H204ZM250 218H251V217H250ZM3 219H1V220H3ZM17 219H18V218H17ZM46 219H47V218H46ZM49 219H52V218H49ZM61 219H63V218H61ZM68 219H69V220H68ZM124 219H125V218H124ZM124 219H123V220H124ZM126 219H127V218H126ZM132 219H133V218H132ZM147 219L149 220L150 218L148 217ZM153 219H154V218H153ZM187 219H189V217H188ZM205 219H206V218H205ZM222 219H223V218H222ZM14 220H15V219H14ZM19 220H20V219H19ZM33 220H32V221H33ZM39 220H40V219H39ZM39 220H38V221H39ZM110 220H111V222H110ZM121 220H119V222H120ZM135 220H136V219H135ZM143 220H145V219L143 218ZM154 220H156V219H154ZM154 220H153V221H154ZM203 220H204V219H203ZM248 220H249V215H248ZM8 221H10V220H8ZM11 221H12V220H11ZM11 221H10L9 224L13 225V223H14V225H15V222L12 221V223H11ZM17 221H18V220H17ZM24 221H25V222H24ZM34 221L36 222L37 219L34 220ZM38 221H37V222H38ZM40 221H42V219H41ZM44 221H45V217H44ZM46 221H48V220H46ZM91 221H92L94 224H93ZM124 221H126V220H124ZM160 221H161V220H160ZM205 221H207V220H205ZM246 221H247V219H246ZM18 222H20V221H18ZM35 222H34V225H35ZM48 222L50 223V221H48ZM48 222H46V223H48ZM136 222H137V221H136ZM141 222H143V221L141 220ZM141 222H140V223H141ZM150 222H151V221H150ZM155 222H156V221H155ZM161 222H162V221H161ZM161 222H160V223H161ZM163 222H164V221H163ZM187 222H188V221H187ZM230 222H231V221H230ZM31 223H32V226H31ZM46 223H45V224H46ZM49 223H48V224H49ZM100 223H101L103 226H104L106 223H108V224H106L105 226L107 227V225H109L110 227H107L108 229H106V228H104L105 226L103 227ZM130 223H131V222H130ZM133 223H134V222H133ZM146 223H147V222H146ZM152 223H153V222H152ZM157 223H159V222H156V225H158ZM201 223H202V221H201ZM207 223H208V222H207ZM9 224H7V225H9ZM43 224H44V222H43ZM45 224L42 225V226H40V228H43V226H46ZM92 224H93V225H95V224H97V225L100 224V225L102 226L103 230H102L101 226L98 225L99 228H100V230H99V228H98V230H99V234L97 233L98 236H97V234H95L96 232H98L97 229H96V231H95V230H94L93 232L91 231V229H92V227H93ZM118 224L121 225V223H118ZM135 224H136V226H137L138 223H135ZM135 224H134V225H135ZM141 224L143 225V223H141ZM163 224H164V223H163ZM178 224H179V223H178ZM199 224H200V223H199ZM202 224H203V223H202ZM205 224H206V223H205ZM252 224H254V223H252ZM14 225H13V226H14ZM37 225H38V223H37ZM37 225L34 226V229H36V230H34L35 233H36V231H38L37 229H39V227H38ZM40 225H41V224H40ZM66 225H67V226H66ZM122 225H124V224H122ZM145 225H146V224H145ZM145 225H144V226H145ZM151 225H152L153 228H154V223L151 224ZM254 225H255V224H254ZM50 226H51V225H50ZM64 226H65V227H64ZM98 226H97V227H98ZM126 226H128V225H126ZM158 226H159V225H158ZM162 226H163V225H162ZM188 226H189V225H188ZM200 226H201V225H200ZM224 226H225V225H224ZM35 227H38V228H35ZM46 227H47V226H46ZM118 227H119V226H118ZM131 227H132V226H131ZM140 227H141V226H140ZM140 227H139V228H140ZM166 227H167V226H166ZM166 227H165V228H166ZM220 227H221V226H220ZM254 227H255V226H254ZM25 228H26L27 231L25 230ZM49 228H50V227H47V229H48L47 232L44 231V229H42V230L40 229V230H41V231H40L41 233H40L39 235H40L41 238H45V236H46V237L50 236V235L48 234V232L51 231ZM53 228H54V227H53ZM93 228H96V227L94 226ZM122 228H123V227H122ZM128 228H129V227H128ZM146 228H148V227L146 226ZM202 228H203V226H202ZM212 228H213V227H212ZM22 229H24L25 231L22 230ZM51 229H52V226H51ZM104 229H106V230L104 231ZM123 229H124V228H123ZM134 229H137V228L134 227ZM150 229H151V228H150ZM166 229H168V228H166ZM166 229H165V230H166ZM173 229H174V228H173ZM218 229H217V230H218ZM220 229H221V228H220ZM45 230H46V229H45ZM54 230H58V229H54ZM54 230H52V231H54ZM110 230H108L107 232H110ZM131 230H132V229H131ZM171 230H172V229H171ZM190 230H191V229H190ZM217 230H216V231H217ZM221 230H222V229H221ZM223 230H224V229H223ZM256 230H257V229H255V233L258 231V230H257V231H256ZM22 231H23V232H22ZM30 231H31V230H29V232H30ZM34 231L32 230V232H30V233L32 234V233H34ZM52 231L49 232V233L51 234ZM58 231H59V230H58ZM89 231H91V233L93 234L94 237H96V236L99 237V239H97L98 241H96V239H93V238H94L93 236H92L93 238L91 237L92 234H91V233L89 234V233H88ZM103 231H104V232H103ZM119 231H118V234L120 233ZM123 231H124V230H122L121 232H123ZM132 231H133V230H132ZM207 231H208V230H207ZM211 231H212V230H211ZM211 231H210V232H211ZM218 231H220V230H218ZM259 231H260V230H259ZM259 231H258V234H259ZM38 232H39V231H38ZM59 232H61V231H59ZM100 232H102V233H100ZM260 232H261V231H260ZM110 233H111V232H110ZM142 233H143V232H142ZM163 233H164V232H163ZM255 233H253L254 236H255ZM31 234H29V236H30ZM37 234H38V233H36L35 236H36ZM52 234L55 236V235H56V232H55V234H54V233H52ZM86 234H87V236H86ZM118 234L116 233V235H118ZM146 234H147V233H146ZM205 234L208 235V233H205ZM214 234H215V233H214ZM216 234H217V233H216ZM216 234H215V235H216ZM226 234H227V233H226ZM256 234H257V233H256ZM260 234H261V233H260ZM27 235H25L24 237L22 236L23 238H21V239L18 241V244H19L20 242H21V243H22V242H25V241H22V240H23V239L27 240L28 238H27V239L25 238ZM33 235H34V234H33ZM39 235H38V237H39ZM47 235H48V236H47ZM82 235H83V236H82ZM88 235H90V236H88ZM99 235H100L101 237H100ZM104 235H103V238H105ZM108 235H109V236H108ZM108 235H107V238H108V237H111L112 239H110V238H109L110 240L106 239L107 242H105V243H107V245H108V244H111V242L108 243V241H112L113 244H115L114 242H116V241H117L116 243H118V244L120 243V242H118L119 240H117L118 238H117L116 236H112V234H111V236H110L109 233H108ZM120 235H121L122 237H124V236L122 235V233L119 234L118 237H119ZM141 235H142V234H141ZM149 235H150V234H149ZM159 235H160V234H159ZM163 235H164V234H163ZM165 235H166V234H165ZM167 235H168V234H167ZM167 235H166V236H167ZM170 235H171V234H170ZM173 235H174V234H173ZM207 235H206V236H207ZM218 235H219V233H218ZM221 235H222V234H221ZM262 235H263V234H262ZM54 236H51L52 238H51V237H49V238L53 239ZM56 236H57V235H56ZM203 236H204V235H203ZM257 236H258V235H257ZM33 237H34V236H33ZM33 237H32V238H33ZM38 237H37L36 241H34V243H37ZM90 237L93 239V242H91L92 239H90ZM114 237H116V238H115L116 240L114 239V241H113V238H114ZM122 237H120L119 239L122 240ZM125 237H126V236H125ZM133 237H134V236H133ZM164 237H165V236H164ZM173 237H174V236H173ZM173 237H172V238H173ZM192 237H193V236H192ZM192 237H191V238H192ZM218 237H219V236H218ZM218 237H217V236L215 237V236H213V235H212V236H211V235H208V237H206V238L211 242L210 245H211V246H212V245L214 246L213 248L215 249V253H216V255H218V254L223 255V257H222L221 260L218 259L217 264H252V263H253V262L251 263L250 259H244V258L246 257L245 255H244V258H243L244 260L241 259V257H242V251H241V249H239L238 247H236V245H233V244L231 243V240L225 239V238H224L225 236H223V237L220 236V237H222V238H224V239L221 240V238H219V240H218V239H217ZM261 237H263V236H261ZM30 238H31V236L29 237V239H28L27 241H29V242H30V240L32 241V238H31V239H30ZM35 238H36V237H34V239H35ZM49 238H48V240H49ZM57 238H58V237H57ZM103 238H102V239H103ZM129 238H130V237H128V240H129ZM156 238H157V237H156ZM172 238H171V239H172ZM232 238H233V237H232ZM255 238H256V236H255ZM16 239H17V240H16ZM34 239H33V240H34ZM45 239H47V238H45ZM54 239H55V238H54ZM88 239H89V241H88ZM102 239H101V240H102ZM125 239H126V238H125ZM130 239H131V238H130ZM140 239H141V238H140ZM171 239H170V240H171ZM178 239H179V238H178ZM196 239H197V238H196ZM196 239H195V240H196ZM207 239H206V241H207ZM257 239H258V238H257ZM261 239H262V238H261ZM94 240H95V241H94ZM104 240H105V239H104ZM160 240H161V239H160ZM163 240H164V239H163ZM224 240H225V241H224ZM258 240H259V239H258ZM27 241H26L25 244H24V243H22V244H24V245L27 244V246H28V244H30V246H31V243H28ZM40 241H41V239L38 240V242H40ZM42 241H43V240H42ZM42 241H41V242H42ZM50 241H51V240H50ZM58 241H59V239H58ZM81 241H82V243H81ZM83 241H84V242H83ZM87 241L90 242V243H88ZM122 241H125V240H122ZM132 241H133V240H132ZM168 241H169V238H168ZM181 241H182V240H181ZM193 241H194V240H193ZM193 241H192V242H193ZM232 241H233V240H232ZM256 241H257V240H256ZM45 242H46V240H45ZM54 242H55V241H54ZM85 242H86L87 244H89L90 247L92 246L93 248H92V247L90 248L89 246H87V244H86ZM128 242H129V241H128ZM133 242H134V241H133ZM135 242H136V241H135ZM139 242H140V241H139ZM143 242H144V241H143ZM143 242H142V243H143ZM157 242H158V241H157ZM164 242H165V240H164ZM176 242H177V241H176ZM188 242H189V241H188ZM260 242H261V240H260ZM34 243H33V241H32V245H33V247L36 248V246H34ZM47 243H51V242L48 241ZM47 243H46V245H43L44 243L42 242V245H43V246H47ZM83 243H84V244H83ZM105 243H104L103 245H100V248H101V247H104V248H105V246H106ZM125 243H126V241H125ZM136 243H137V242H136ZM146 243H147V242H146ZM152 243H153V242H152ZM168 243H169V242H168ZM174 243H175V242H174ZM177 243H178V242H177ZM177 243H176V244H177ZM195 243H196V242H195ZM22 244H21V245H22ZM96 244H95V246H96ZM98 244H100V243L98 242ZM98 244H97V245H98ZM118 244H117V246H118ZM129 244H131V243H129ZM129 244H128V245H129ZM169 244H170V243H169ZM178 244H179V243H178ZM178 244H177L175 247H177ZM180 244H182V243H180ZM24 245L22 246L24 249H25V248H29V249L32 248V247L30 248V246H28V247L26 246V247H25ZM40 245H41V243H39L37 247L40 248V247L42 246V245H41V246H40ZM49 245H50V244H49ZM148 245H149V244H148ZM150 245H151V243H150ZM152 245H153V244H152ZM182 245H183V244H182ZM182 245H181V246H182ZM194 245H196V244H194ZM225 245H226V248H227V249H229V247H230L231 252H230V250H229L228 253H224V252H223V249H222L221 247H223V246L225 247ZM108 246H109V245H108ZM113 246H114V245H113ZM122 246H123V245H122ZM122 246H121V247H122ZM143 246H144V245H143ZM153 246H154V245H153ZM155 246H156V245H155ZM181 246H178V247H181ZM183 246H184V245H183ZM196 246H199V245H196ZM227 246H228V247H227ZM18 247H19V252H20V254L23 253V252H24V251L22 250L23 248L21 247V250L23 251V252H21V251H20V246H19V245H18ZM48 247H49V246H48ZM96 247H98V246H96ZM118 247H119V246H118ZM130 247H131V246H130ZM44 248H45V247H44ZM63 248H64V249H63ZM107 248H108V247L106 246V250H105V252H107V253H105V254H108V251H109V255H110V254H111L110 252L112 251L113 247L111 248V250H109V249H110V248H109L108 251H107ZM114 248H116V246H114ZM128 248H129V247H128ZM144 248H147V247L145 246ZM151 248H152V247H151ZM195 248H197V247H195ZM226 248H224V250H225ZM241 248H242V247H241ZM29 249H25V252H26L27 254H28V251H26V250H29ZM32 249H33V248H32ZM37 249H38V248H37ZM62 249H63V250H62ZM140 249H141V248H140ZM142 249H143V248H142ZM148 249H149V248H148ZM148 249H147V250L144 249V250H145L146 252H147V251H150V249H149V250H148ZM152 249H153V248H152ZM154 249H155V248H154ZM177 249L179 250V248H177ZM180 249H181V248H180ZM183 249H184V247H183ZM193 249H194V248H193ZM193 249H192V250H193ZM198 249H199V247H198ZM210 249H212V247H209V250H210ZM46 250H47V249H46ZM90 250H91V251H90ZM100 250H102V249H100ZM136 250H137V249H136ZM136 250H135V251H136ZM156 250H157V249H156ZM164 250H165V249H164ZM185 250L187 251V249H185ZM194 250H195V249H194ZM212 250H213V249H212ZM1 251H3V248H2ZM30 251H31V250H30ZM103 251H104V249H103ZM113 251H114V249H113ZM115 251H116V250H115ZM115 251H114V252H115ZM165 251H166V250H165ZM213 251H214V250H213ZM227 251H228V250H227ZM25 252H24V254H25ZM44 252H45V251H44ZM96 252H98L99 254L96 253ZM120 252H121V251H120ZM136 252H137V251H136ZM146 252H145V253H146ZM157 252H158V251H157ZM180 252H181V251H179V253H180ZM182 252H183V254L185 255L184 251H182ZM198 252H199V250H198ZM244 252H245V251H244ZM244 252H243V253H244ZM1 253H2V252H1ZM38 253H39V255H40V252H38ZM151 253H152V252H151ZM177 253H178V252H177ZM194 253H196V252H194ZM217 253H218V254H217ZM230 253H231L232 256L230 255ZM17 254L20 255V254L18 253V250H17ZM34 254H35V253H34ZM103 254H104V252H103ZM105 254H104L103 257H107ZM146 254H147V253H146ZM225 254H226V255H225ZM244 254H245V253H244ZM247 254H248V253H247ZM25 255H26V254H25ZM25 255H22V256L25 257ZM41 255H42V254H41ZM109 255H108V256H109ZM117 255H118V254H117ZM120 255H121V254H120ZM124 255H125V254H124ZM134 255H135V254H134ZM141 255H142V257H143V255H145L143 251H142ZM156 255H157V254H156ZM161 255H162V254H161ZM178 255H179V254H178ZM188 255H189V254H188ZM190 255H191V254H190ZM193 255H194V254H193ZM198 255H199V253H198ZM214 255H215V254H213L212 256H214ZM216 255H215V256H216ZM20 256H21V255H20ZM22 256H21V257H18V260H15V262L17 263V262L20 260V258H23ZM36 256H37V255H36ZM80 256H81V257L85 256V257H84L83 259H81ZM96 256H97V257H96ZM110 256H111V255H110ZM110 256L107 257V259H109ZM145 256H146V255H145ZM180 256H182V255L180 254ZM16 257H17V256H16ZM40 257H41V256H40ZM99 257H101L102 260H105V259H106V258H103L102 256H99ZM122 257H123V256H122ZM138 257H140V256H138ZM160 257H161V256H160ZM217 257H218V256H217ZM219 257H220V255H219ZM249 257H250V256H249ZM79 258H80V260H79ZM91 258H93V259H91ZM129 258H130V257H129ZM147 258H148V257H147ZM179 258H181V257H179ZM185 258H186V257H185ZM185 258H183V259H185ZM188 258H190V257H188ZM188 258H187V259H188ZM212 258H213V261L216 262V258H215V257H212ZM99 259H100V258H97L96 260H94L93 263L95 264V263L97 262V260H99ZM107 259L105 260V262L107 261ZM121 259H122V258H121ZM134 259H135V258H134ZM140 259H141V258H140ZM160 259H161V258H160ZM183 259H182V260H183ZM197 259H198V258H197ZM210 259H211V257H210ZM214 259H215V260H214ZM3 260H4V259H3ZM3 260H2V261H3ZM41 260H42V259H41ZM44 260H45V259H44ZM46 260H47V259H46ZM115 260H116V258H115ZM124 260H127V259H124ZM124 260H123V262H124ZM137 260H138V259H137ZM193 260H194V259H193ZM204 260H205V259H204ZM50 261H51V260H50ZM84 261H83V263H86V261H85V262H84ZM99 261H101V259H100ZM108 261L111 262V259L108 260ZM108 261H107V262H108ZM153 261H154V260H153ZM180 261H181V260H180ZM185 261H186V259L182 261V262H183L182 264H189V262L187 263V261H186V263H185ZM188 261H189V260H188ZM42 262H45V261H42ZM91 262L89 261V263L87 262L86 264H91ZM103 262H104V261H103ZM105 262H104V264H105ZM112 262H113V261H112ZM138 262H139V261H138ZM142 262H143V261H142ZM190 262H192V261H190ZM214 262H213V263H214ZM1 263H2V262H1ZM19 263H20V262H19ZM83 263H82V264H83ZM93 263H92V264H93ZM196 263H197V262H196ZM12 264H13V263H12ZM96 264H97V263H96ZM98 264H99V262H98ZM107 264H108V263H107ZM109 264H110V263H109ZM160 264H161V263H160ZM163 264H164V263H163ZM191 264H192V263H191ZM194 264H195V263H194ZM253 264H254V263H253Z\"/></svg>","mask_w":264,"mask_h":264}]
</instances>
